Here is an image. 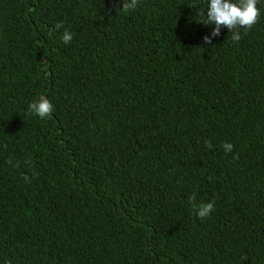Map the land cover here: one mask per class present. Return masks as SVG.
<instances>
[{
    "label": "trees",
    "instance_id": "trees-1",
    "mask_svg": "<svg viewBox=\"0 0 264 264\" xmlns=\"http://www.w3.org/2000/svg\"><path fill=\"white\" fill-rule=\"evenodd\" d=\"M122 4L0 0V264H264V0L211 44L207 0Z\"/></svg>",
    "mask_w": 264,
    "mask_h": 264
},
{
    "label": "clouds",
    "instance_id": "clouds-1",
    "mask_svg": "<svg viewBox=\"0 0 264 264\" xmlns=\"http://www.w3.org/2000/svg\"><path fill=\"white\" fill-rule=\"evenodd\" d=\"M139 0H123L121 9L124 12L134 10L138 6ZM259 0H207L206 7H193L197 8L198 22L205 25H214L210 35L203 37L204 43L211 44L212 39L221 34V28L225 27L231 33L230 39L234 43H238L243 37L240 29H244L245 33L250 30L255 24H257L261 18V10L259 8ZM63 27V23H57L56 29ZM73 39V33L69 30H65L62 34V40L65 44H68ZM229 39V37H228ZM54 104L51 99L45 95H39L29 105L28 110L31 114L40 117L41 119L51 117L54 112ZM208 148L212 147L211 141H205ZM221 147L225 152H232L234 145L231 142H224ZM238 158L237 157H234ZM9 164L12 160L9 159ZM15 167H19V163L15 164ZM27 180L28 178L25 177ZM193 207L196 210L199 218L204 219L209 217L215 210L214 201L207 203L196 204V195L193 194L189 197ZM5 264H13L11 260H7Z\"/></svg>",
    "mask_w": 264,
    "mask_h": 264
}]
</instances>
